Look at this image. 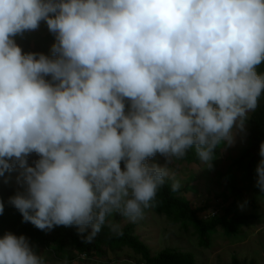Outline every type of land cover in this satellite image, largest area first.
Returning a JSON list of instances; mask_svg holds the SVG:
<instances>
[{
	"label": "clouds",
	"instance_id": "clouds-1",
	"mask_svg": "<svg viewBox=\"0 0 264 264\" xmlns=\"http://www.w3.org/2000/svg\"><path fill=\"white\" fill-rule=\"evenodd\" d=\"M41 21L51 54L25 53L14 38ZM262 63L264 0H0V177L18 165L26 184L8 203L88 242L113 213L135 223L166 178L180 187L149 159L194 149L211 168L258 107ZM259 155L264 192V142ZM0 264L45 260L5 232Z\"/></svg>",
	"mask_w": 264,
	"mask_h": 264
},
{
	"label": "rangeland",
	"instance_id": "rangeland-1",
	"mask_svg": "<svg viewBox=\"0 0 264 264\" xmlns=\"http://www.w3.org/2000/svg\"><path fill=\"white\" fill-rule=\"evenodd\" d=\"M35 31L42 37L51 33L44 21ZM256 112L257 109L248 114L244 131L237 133L231 146L223 142L218 146L211 168L206 167L196 154L193 159L184 157L174 159L172 163L160 154L149 159L150 164L169 168L170 177L180 182L182 193L179 196L198 212L199 220L205 223L235 220L216 227L207 247L201 245L192 221L175 225L154 210H144L143 218L135 223L113 213L101 230L110 223L119 225V230L131 227L134 237L148 248L153 258L171 251L193 256L195 264H264V192L256 187V167L261 157L249 155L251 121ZM10 173L14 182L25 184L19 167ZM168 179L173 182L172 178ZM240 222L244 224L237 228ZM237 230L243 232L235 234ZM31 247L43 257L45 264H147L127 248L106 250L104 256L87 257L74 248L58 252L54 247Z\"/></svg>",
	"mask_w": 264,
	"mask_h": 264
},
{
	"label": "trees",
	"instance_id": "trees-1",
	"mask_svg": "<svg viewBox=\"0 0 264 264\" xmlns=\"http://www.w3.org/2000/svg\"><path fill=\"white\" fill-rule=\"evenodd\" d=\"M16 43L27 52L43 53L50 55L51 46L55 43V36L50 33L47 37H42L38 31H28L22 36H16ZM258 74H264V63L257 67ZM47 79H50L48 77ZM257 112L252 118L251 135L252 144L249 155L260 158V144L264 142V93L259 98ZM195 150L190 149L185 156L186 159H193ZM39 157L33 153L28 157L30 165ZM123 166V164H122ZM18 168V165L15 167ZM172 181L168 178L165 183L157 191L155 206L145 210H154L158 214L166 216L172 224L179 225L186 221H192L197 231L202 246L207 247L211 232L220 225H229L230 222L223 220H214L212 222H203L198 218V212L191 209L186 199L179 195L180 190L172 191ZM26 190L25 184L14 182L11 173H5L0 177V200L4 202V212L0 214V237L5 232H11L17 236L24 235L30 246L39 248L54 247L58 252H64L67 249L74 248L87 257L93 255L104 256L106 250L130 249L137 255L141 256L147 264H195L193 256L189 254H179L166 251L159 256L153 258L148 248L138 239L135 238L131 227H127L122 231V235H118L109 226H105L102 230L88 242L84 240L87 232L80 234L77 226H55L51 231H42L33 226L30 222H23L22 215L17 209L8 203L9 198L18 192ZM239 221V220H237ZM242 221V220H240ZM244 223L240 222L237 228H241ZM243 231L237 230L235 234H241Z\"/></svg>",
	"mask_w": 264,
	"mask_h": 264
}]
</instances>
